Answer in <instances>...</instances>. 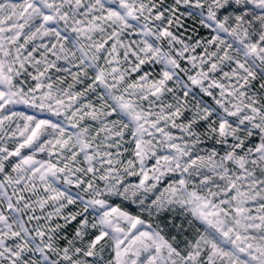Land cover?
Wrapping results in <instances>:
<instances>
[{
	"label": "snow or ice",
	"instance_id": "1",
	"mask_svg": "<svg viewBox=\"0 0 264 264\" xmlns=\"http://www.w3.org/2000/svg\"><path fill=\"white\" fill-rule=\"evenodd\" d=\"M0 264H264V0H0Z\"/></svg>",
	"mask_w": 264,
	"mask_h": 264
}]
</instances>
